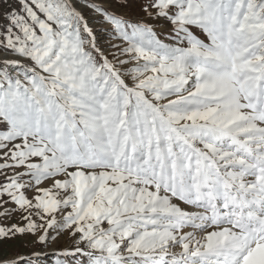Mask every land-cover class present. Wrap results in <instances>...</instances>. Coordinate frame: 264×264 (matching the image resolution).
Here are the masks:
<instances>
[{
    "label": "snow or ice",
    "instance_id": "1",
    "mask_svg": "<svg viewBox=\"0 0 264 264\" xmlns=\"http://www.w3.org/2000/svg\"><path fill=\"white\" fill-rule=\"evenodd\" d=\"M0 264H264V0H0Z\"/></svg>",
    "mask_w": 264,
    "mask_h": 264
}]
</instances>
